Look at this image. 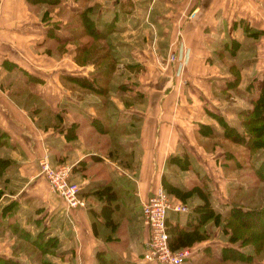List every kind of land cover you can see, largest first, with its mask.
I'll list each match as a JSON object with an SVG mask.
<instances>
[{
  "label": "crops",
  "instance_id": "0c3cea01",
  "mask_svg": "<svg viewBox=\"0 0 264 264\" xmlns=\"http://www.w3.org/2000/svg\"><path fill=\"white\" fill-rule=\"evenodd\" d=\"M263 37L264 0H61L51 7L0 0V158L10 162L0 172V255H14V229L22 226L31 236L56 237L49 255L57 263L94 264L95 250H105L119 264H159L142 258L148 231L140 204L164 176L178 187L214 171L208 201L222 219L229 202L216 191L221 166L216 150L198 141V124L219 132L217 117L234 123L214 90L223 91L229 64L240 77H264V54L249 64L264 52ZM170 51L177 61L167 62ZM45 152L52 164L71 166L69 180L86 207L67 211L50 191L39 174ZM183 156L190 165L179 180L167 164ZM104 187L115 193L113 230L98 215ZM195 199L186 212H169L168 223L192 227L193 206L202 202ZM220 219L200 224L204 239L185 264H227L222 249L237 243Z\"/></svg>",
  "mask_w": 264,
  "mask_h": 264
},
{
  "label": "trees",
  "instance_id": "16d2710c",
  "mask_svg": "<svg viewBox=\"0 0 264 264\" xmlns=\"http://www.w3.org/2000/svg\"><path fill=\"white\" fill-rule=\"evenodd\" d=\"M29 4H45L47 6H54L59 4L61 0H26ZM48 11H44L42 14V18L45 19ZM233 48L231 49V51ZM229 69L232 71V76L234 79L231 81V87H236L239 81L238 70L235 68L233 64H229ZM237 80V81H236ZM227 86H225L226 88ZM223 88L222 90H224ZM228 88V87H227ZM250 104H252L251 111L240 110L238 114L240 116L246 117V119H240L239 123L243 125H251L253 129L252 137L253 140L249 143L248 136L244 145L248 147V149H260L264 147V78L261 79L260 85L258 86L257 93L254 95L253 99H250ZM251 118L248 122H244L243 120H248L247 118ZM220 124L223 126V132L216 133V137H226L229 138L227 134L233 133L235 127L226 122L223 117H217ZM209 128L208 125L198 124L197 132H201L206 136L211 134L210 130L205 131L203 128ZM205 132V133H204ZM221 135V136H220ZM10 163L7 159L0 158V172L2 170L3 165ZM255 174L261 176L264 174V161H261L257 167L253 169ZM262 177V176H261ZM164 184V185H163ZM162 187L168 194H173L174 196L179 197L181 199H188V194H182L179 188L175 186L173 182H169L164 176ZM205 186V185H201ZM200 187V188H201ZM188 191V190H186ZM185 191V192H186ZM98 194L102 196L105 200L102 204L98 215L101 216L102 223L111 228L112 230L117 226L115 220L113 219V209L115 205L111 204V201L115 199V193L110 190L109 187H104L98 190ZM198 198L202 201L200 204H197L193 207L192 212L195 213L196 223L194 222L192 227H181L177 223L170 224L166 221V230L168 233V244L172 250H177L183 247H191L195 242H199L204 239V235L201 234L199 230L200 224L205 223L207 218L218 216L219 219L220 214L211 207L208 198L205 196H201V191H198ZM1 195V191H0ZM191 197V196H190ZM189 197V198H190ZM180 200V199H179ZM258 220L262 226L249 224L245 222V220L252 219ZM222 229L228 234V241L231 243H237L240 246V250L237 247H227L222 249V258L223 261H231L236 264L238 261H245L251 264H257L254 261L260 254L263 249V238H264V208L258 209H245L236 204H230L228 208L224 211L222 215ZM244 219V221H243ZM92 232L95 235L97 233L96 223L95 221L91 223ZM252 229V231H250ZM16 233V237L19 239V242H23L36 251L40 256L37 257L40 264H59L53 261H49L44 259L45 254H54L55 249L57 247L56 237H45L42 231L37 233L34 236H31L27 230H25L22 226H16L14 229ZM250 248L251 251H245L244 248ZM38 256V255H35ZM41 257V258H40ZM259 258V257H258ZM94 264H119L118 260H116L113 256L108 255L105 250H95L94 252ZM0 264H34L31 261L24 262L20 260L17 256H2L0 255Z\"/></svg>",
  "mask_w": 264,
  "mask_h": 264
},
{
  "label": "rangeland",
  "instance_id": "374dc122",
  "mask_svg": "<svg viewBox=\"0 0 264 264\" xmlns=\"http://www.w3.org/2000/svg\"><path fill=\"white\" fill-rule=\"evenodd\" d=\"M263 41L264 39L261 40L262 43ZM243 46L244 45H240L236 43V48L238 47L242 48ZM263 54L264 52L258 55H255L254 59L250 60L249 64H251V66L254 63L256 64L258 62V59L259 58L261 59V57H263ZM223 62H225L226 64L230 63V61L228 60H224ZM235 62H237L236 59H235ZM261 64L264 65V61L261 62ZM263 78L261 77V75L240 77V74H239L238 82L240 83V80H241L239 87H237L238 84L236 87H231L233 86L231 85L232 84L231 81L232 79H234L232 75L229 76L227 80L220 79L219 80L220 88L223 89V87L227 86L228 91L226 90L217 91L215 88L214 90L215 99H217L218 101L225 100L226 102L225 105H226L227 112L229 113V116L231 117L233 115L234 117V123L232 124L229 123V124L235 127L234 129L235 131L233 133L229 132V134H227L229 138H226L224 136L216 137L217 136L216 133L223 132V126L219 122V125H218L219 132H216V130L212 126L208 125L209 127L208 129L206 127L203 129L205 131L210 130L211 134H209V136H206L205 134L201 132L200 133L198 132L199 134L197 135V137H199L200 135H203V138L199 139L198 141L202 144L203 149L205 151L216 150L217 152L218 161L220 163L221 171L223 174L221 176L220 171H218L217 176H219V180H214V182L216 183L219 182V188H216V191L219 193V197L223 201L228 200L229 205L236 204L245 209L264 208V174H261L262 176L261 177L260 175L255 174L253 171V169L257 167V165L261 161H264V147L260 149H256V150H253V149L250 150L248 149V147H246V145H244V142H246L247 144L248 140H249V143L253 140V137L251 135L253 132V129L251 128L252 124L242 126L239 123L240 119H246V117L244 118V116H240L238 112L242 109L243 110L248 109V111H251L252 104H250L249 101L250 99H253L254 95L257 93L258 86L260 85V81ZM246 79H247V84L244 85V81ZM247 119L248 120H243V121L248 122L249 120H252L250 117ZM204 125H207V124H204ZM250 135L251 137H249L248 140L246 141L247 137ZM250 144L248 146H250ZM172 161H176L177 163H174ZM170 164H171V167L169 168H171L172 171H175L174 172L175 175L176 173H178L179 175L178 177L180 180L184 178V175H186V173L180 172V171H182L183 169H186L190 165V162L187 160V157H184V156L183 157H172L169 159L167 165L170 166ZM204 173H202V176H198L197 178H195L194 183H193V179L188 178V180L184 183V186L186 185L187 188H183L184 186H182V184H177L178 186L177 188L181 190L180 192L182 194L189 193L188 199L186 200L177 197L178 199L181 200V202H183L187 206L193 205L192 203L197 201L195 197H199L198 191H201V196L203 197L205 196L206 198L210 197L206 182L209 183V181L215 178L216 175L214 171H209L210 176ZM202 184L203 185L205 184L206 187L205 186L201 187ZM209 184H210V187H212V184L211 183ZM216 220H218V218H216ZM219 221L221 225L223 219H220ZM245 222H248L249 224H253V225L256 224L258 226H262V224H260L259 221L255 220L254 218L253 220L252 219L245 220ZM250 231H252V229H250ZM263 243H264V238H263ZM239 247L240 246H238L237 244V248L240 250ZM244 250L251 251L249 247L244 248ZM12 254L19 257L24 262L31 261L34 264H40L37 258L40 255L38 253L36 254V251H34L31 248V246L23 242H18L13 245ZM35 255H38V256H35ZM258 257L259 258L264 257V244H263V249L261 250ZM43 258L46 260L55 262L54 258H52L53 260H51L49 254L48 255L45 254ZM254 261H257V260L254 259ZM226 263L231 264L228 261ZM59 264H62V263H59Z\"/></svg>",
  "mask_w": 264,
  "mask_h": 264
},
{
  "label": "built area",
  "instance_id": "2783aa9c",
  "mask_svg": "<svg viewBox=\"0 0 264 264\" xmlns=\"http://www.w3.org/2000/svg\"><path fill=\"white\" fill-rule=\"evenodd\" d=\"M193 12L188 17L193 16ZM182 30L175 33V40L180 45ZM167 62L177 61L176 51L168 52ZM39 174L46 179L51 192L57 195L64 203L66 210L86 207L84 198L79 197V185L69 180L71 166L67 164L54 165L50 162L47 153L38 161ZM142 224L148 231L144 241L142 258L148 262L159 264H185L193 253L191 247L172 250L168 244L166 221L168 213L186 212L188 206L176 197L170 196L162 186L157 187L140 204Z\"/></svg>",
  "mask_w": 264,
  "mask_h": 264
}]
</instances>
